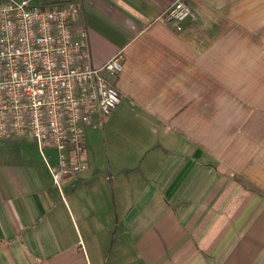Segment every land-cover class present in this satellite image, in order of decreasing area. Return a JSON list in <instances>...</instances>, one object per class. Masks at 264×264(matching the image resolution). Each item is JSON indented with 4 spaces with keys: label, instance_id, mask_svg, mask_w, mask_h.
<instances>
[{
    "label": "crops",
    "instance_id": "obj_1",
    "mask_svg": "<svg viewBox=\"0 0 264 264\" xmlns=\"http://www.w3.org/2000/svg\"><path fill=\"white\" fill-rule=\"evenodd\" d=\"M72 1L120 101L58 183L36 138L0 139V264H264V0H185L179 29L175 0Z\"/></svg>",
    "mask_w": 264,
    "mask_h": 264
},
{
    "label": "built area",
    "instance_id": "obj_2",
    "mask_svg": "<svg viewBox=\"0 0 264 264\" xmlns=\"http://www.w3.org/2000/svg\"><path fill=\"white\" fill-rule=\"evenodd\" d=\"M77 8L72 0L0 1V139L32 135L41 147L54 145L58 164L50 171L57 183L62 174L87 167L76 155L85 125L120 101L106 75L122 70L121 56L90 63L85 31L72 26ZM156 18L179 29L196 14L185 0H175Z\"/></svg>",
    "mask_w": 264,
    "mask_h": 264
},
{
    "label": "rangeland",
    "instance_id": "obj_3",
    "mask_svg": "<svg viewBox=\"0 0 264 264\" xmlns=\"http://www.w3.org/2000/svg\"><path fill=\"white\" fill-rule=\"evenodd\" d=\"M95 132V131H94ZM95 134V133H94ZM11 138H36L32 135H23L21 137H11ZM90 138V137H89ZM1 142V141H0ZM43 151L49 156V157H57L58 155V151H57V148L50 144V143H47L44 147H43Z\"/></svg>",
    "mask_w": 264,
    "mask_h": 264
}]
</instances>
